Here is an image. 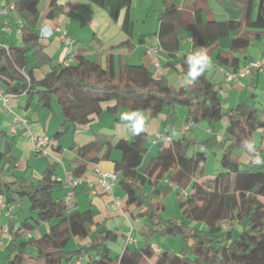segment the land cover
<instances>
[{"label":"trees","instance_id":"1","mask_svg":"<svg viewBox=\"0 0 264 264\" xmlns=\"http://www.w3.org/2000/svg\"><path fill=\"white\" fill-rule=\"evenodd\" d=\"M12 6L19 18L20 45L0 47V86L12 97H25L26 107L36 112L51 109L54 100L59 108L62 122L54 139H59L72 126L90 123L108 106L106 111L115 113L118 107L131 112H150L156 117L164 112L172 115L177 108L187 112L189 127L200 121L209 123L226 119L224 139H206L202 145L207 149L221 145L220 170L211 180L200 183L207 162V154L195 150L189 153L192 141L187 136L174 138L165 145L158 142L155 154H148V136L144 132L130 139H119L115 144L105 143L104 158L112 150L120 153L113 172L118 175L116 188L126 197V203L141 209L146 222L137 231L144 243L139 250L123 244V252L116 257L110 254L108 244L118 236L96 224L92 215L67 211L61 195L62 186L56 181L50 165L41 178L29 181L17 178L6 183L0 172V198L7 206L26 198L33 216L18 226L9 222L11 238L7 254L0 264H72L76 259L86 258L83 264H139L140 260L153 256L150 244L156 235L165 239H180L176 250L166 249L157 254L155 264H264V165H252L250 161L235 162V152L248 153L243 148L245 140L260 131L264 136L262 110L239 103L234 109L224 110L222 101L212 82L203 76L192 84V89H171L163 77H156L142 65H119L102 67L96 62L83 59L78 64L54 66L37 79L34 69L48 66L50 60L39 44L37 23L39 4L44 0H1ZM47 8L43 18L53 20L62 12L58 0H45ZM106 11L112 21H117L125 11L121 29L130 35L133 22L129 17L132 0H86ZM223 11L239 14L236 18L204 23L199 12L194 13L189 56L229 41V51L243 54L252 40L264 37V0H219ZM158 46L171 61L167 67L179 65L186 78L189 70L187 57L175 58L181 35V22L174 3H165L158 14ZM129 45V41H128ZM219 64H236L239 59H229L220 50L216 55ZM35 66L29 67L30 60ZM261 136V142L264 137ZM55 141V140H54ZM212 142H215L214 144ZM260 142V144H261ZM257 150L264 159L261 146ZM99 152L97 143L82 148L80 155ZM9 151L0 153V161ZM250 159L252 154L248 153ZM91 162L97 158L90 159ZM161 181L175 187L179 209L184 221L167 220L163 225L156 222L162 204L156 200L162 194ZM148 184V189H145ZM190 194L186 196V189ZM167 188V187H166ZM169 190L173 189L169 186ZM79 190V189H78ZM180 194L185 198H179ZM10 216V215H9ZM8 216V217H9ZM49 223L48 231L39 238L29 234L35 226ZM226 226L224 229L223 226ZM71 239L89 242L77 250L66 251ZM131 244V243H130Z\"/></svg>","mask_w":264,"mask_h":264},{"label":"crops","instance_id":"2","mask_svg":"<svg viewBox=\"0 0 264 264\" xmlns=\"http://www.w3.org/2000/svg\"><path fill=\"white\" fill-rule=\"evenodd\" d=\"M134 1L131 2L129 8V17L133 22V29L130 35H126L121 29V22L125 11H121L118 20L114 22L106 11L86 0H58V4L62 6L63 12L58 18L53 20L43 18L47 2L45 0L41 1L39 4L40 16L37 30L39 33L43 27L54 29L56 26H60L73 42L71 64H78L83 59H86L96 62L102 67L111 66L113 69H117L119 65L123 64L142 65L154 74L155 68L152 64V57L147 54V49L150 46H158V14L165 3H174L176 5L181 22L182 33L178 41V50L174 54L175 58L180 59L183 57L188 58L191 51V33L194 26L195 12H199L200 18L204 23L214 20L223 21L239 16L237 13L224 12L219 0ZM10 6L7 4L0 5V10H5L3 14L0 13V47L17 46L21 43L17 25L19 18L9 9ZM39 44L44 48V52L48 56L50 63L48 66L33 70V75L37 79L47 73L51 67L60 66L66 59L64 45L58 34L54 33L51 37L39 41ZM228 48L229 41L221 40L218 44L197 52L206 53L211 59L212 67L206 71V78L214 84L224 110L234 109L239 103L244 102L261 111L264 105V73H254L248 78L230 82L226 81L225 74L236 71L249 61L264 63V37L252 40L250 47L244 54L238 51L231 52ZM255 48L257 51H255ZM220 50L227 58H238L239 61L236 64H219L216 55ZM158 58L160 70L159 74L155 75L156 77L165 78L171 89H179L181 87L187 90L192 89V84L186 82V78L182 75L179 65H176L174 69L167 67L166 64L171 59L165 52L161 51ZM34 66V61L31 59L27 68ZM0 88L3 90L1 86ZM112 105V103L104 105L102 113L90 123L72 126L68 132L62 135L63 137L54 139L55 141L51 142L52 146L50 147L51 155L45 158L33 151V138L42 135L53 138L60 131L62 117L56 103H51V109H43L36 112L32 106L26 107L25 97H10L7 102V107L10 110L8 112L0 100V153L6 150L9 151V154L4 156L0 161V172L3 180L6 183H13L17 178L36 181L41 178L44 171L50 165H55L53 173L56 178L62 177L65 172L94 178V169L97 167L103 171L112 172L115 162L120 160V153L112 150L108 158H104L103 155L106 152L105 143L109 142L113 145L119 139L128 140L134 135L127 126V122L121 119L123 115L128 114L126 109L118 107L115 113L107 112L106 108ZM140 113L145 118L141 132L146 133L148 136L149 143L146 146L149 155H152L151 151L155 152L158 142H164L165 145L169 144V142L165 141V138L172 140L187 136L192 141V145L195 144L194 138L196 136L191 131V128L194 126L184 130V127L188 125L186 123L188 116L185 109L177 108L173 111L172 115L164 112L156 117L152 116L150 112L143 111ZM14 115L24 117L27 121V127H21L15 134H12L9 132V126L12 123ZM261 115L262 119H264V111ZM218 123L219 125L209 124L208 129H202L201 131L205 135H209L207 139H215L221 143L224 139V129L227 121L224 118ZM258 132L256 131L253 134H258ZM92 142L97 143L99 152L95 153L94 150L85 156L80 155V150ZM203 142L201 141V144L197 145L198 149L194 148L193 151L199 150L205 152L207 148L202 145ZM212 143L214 144L215 142ZM216 147L221 150V145ZM94 158H97V161L91 162L90 159ZM233 160L247 164L250 161V156L248 153L235 152ZM202 174L204 175V170H202ZM211 178L213 176H203L201 180ZM163 184L169 188V185L165 181ZM171 190L176 191V189ZM63 193L62 189L61 195ZM114 194L121 199V211H112L110 198L107 195L103 193H99L96 196L91 195L82 186L75 194L73 210L92 215L96 224L116 234L118 239L114 243H117L120 247L121 253L123 252L121 239L131 228L133 242L129 244L128 248L139 250L144 241L139 236L137 237L135 233L146 222V217L141 209L126 203V197L119 189L116 188ZM23 206L21 201H17L9 214L10 216L8 215L9 217L6 215L5 210H0V263H2L7 254L6 247L11 238V233L7 228L9 222L11 221L15 226H18L26 218L33 216L29 209L27 213H21V207L24 209ZM20 214L25 216L24 219L21 220L19 218ZM3 218L5 219L4 221H2ZM48 229L49 223H41L35 226L29 235L33 238H39ZM5 240H7V243H5ZM164 241L170 247L163 248L154 241L151 244L156 245L160 249V252L166 249L173 250L177 246L170 244V239H165ZM70 242L72 246L68 249L67 246ZM88 242L89 239L84 241L71 239L66 246V251L77 250ZM109 249L111 254V248L109 247ZM152 253L153 256L151 258L143 257L139 264H155L157 254L153 251ZM81 261H86V258H83Z\"/></svg>","mask_w":264,"mask_h":264},{"label":"built area","instance_id":"3","mask_svg":"<svg viewBox=\"0 0 264 264\" xmlns=\"http://www.w3.org/2000/svg\"><path fill=\"white\" fill-rule=\"evenodd\" d=\"M9 9L11 10L12 6H10ZM4 12H5L4 9L0 10L1 14H3ZM17 25H18V32L20 33V27H21L20 20H17ZM44 32H47L48 35L47 36L43 35ZM54 33L59 35L64 45L66 59L62 62V65L68 66L69 64H71L73 58V42L60 26H56L54 29H51L49 27H43L38 34L39 41L51 37ZM161 51L162 50L160 49L159 46H150L147 49V54L152 57V64L155 68L154 75L159 74L160 62L158 55L160 54ZM254 73H264V63H261L259 61H249L244 66L237 69L236 71L226 73L225 79L227 82L237 81L240 79L248 78ZM10 97L12 96L6 94L0 88V100L2 101L3 106L6 107L8 112H10V110L7 107V102ZM189 125L190 124L184 127V130H187ZM21 127L23 128L27 127L26 119L22 116L14 115L12 123L9 126V132L15 134L17 130ZM165 141L169 142L170 139L165 138ZM51 142L52 140L47 135L35 137L33 138V151L45 158L50 157L51 155L50 147L52 146ZM250 163L252 165H255L253 158L250 159ZM56 181L59 182L62 186L64 192L63 203L67 211L72 210L74 206L75 194L77 190L82 186L86 188L91 195L96 196L99 193H103L107 195L110 198V207L112 211L122 210L121 199L115 196L114 194L117 186L118 175L113 171L106 172L97 167L94 169V178L85 177L83 175L68 174L65 172L62 177H57ZM169 186L173 189L175 188L172 187V185ZM13 208L14 206H7L5 202L2 200V198H0V210H5L7 216L11 213ZM223 228L225 229L226 226L224 225ZM122 241L125 245L133 242V234L131 228L125 233ZM150 248L155 254L160 253V249L156 245L151 244ZM72 264H83V263L81 259H76L75 261H73Z\"/></svg>","mask_w":264,"mask_h":264},{"label":"rangeland","instance_id":"4","mask_svg":"<svg viewBox=\"0 0 264 264\" xmlns=\"http://www.w3.org/2000/svg\"><path fill=\"white\" fill-rule=\"evenodd\" d=\"M133 1L134 0H132V2ZM5 4L6 3L4 1L0 0L1 6L5 5ZM134 4H135V1H134ZM139 7H140V5H139ZM254 44H255V41H254ZM255 51H257L256 48H255ZM52 102L55 104L54 100ZM209 124L219 125L218 122L209 123L208 121L204 120V121L198 122L196 125H194L193 128H191V131L195 133L196 138H194L195 144H193V145L191 144V146L189 148L190 154L192 153L194 148L198 149L197 145L201 144V141L203 142L209 137V135H205L201 131L202 129L203 130L208 129ZM261 136H263V133L259 131L258 134H254L252 136V139L256 142V144L258 146H261L262 149L264 150V139L261 142V139H260ZM260 142H261V144H260ZM148 143H147V145H148ZM211 149H214V148H211ZM150 153L152 155L155 154L154 151H151ZM205 153L207 154V162L203 166L204 175L201 174L200 177H198V181L200 183L205 182L207 180H211V179H203V181H202L201 179L203 178V176L211 177L220 170V168H219V158L221 156L220 148L216 147L214 150L206 149ZM118 156H119V154H118ZM159 186L162 187V194L158 198H156V200L162 204L163 208L159 211L156 222H159L163 225L164 223H166L167 220H172L175 222L184 221V217L182 216L181 211L179 209V204H178L177 194H176L177 191H174V190L172 191V190L167 189L166 186L163 184V181H161L159 183ZM145 189H148V184H145ZM190 191H191V188L188 187L186 189V196L190 194ZM186 196L183 194H180L178 197L179 198H185ZM261 200L264 202V199H261ZM20 201L24 205L23 206L24 209H22V207H21V213H27V211L29 209V204H28L27 199L23 198ZM17 210H20V209H17ZM81 213H84V212H81ZM263 214H264V212H262V215ZM24 217H25L24 215L20 214L19 218L22 220V219H24ZM4 220L5 219L3 218L2 221H4ZM135 235H137V237L138 236L140 237L138 232H136ZM169 239L171 240L170 244L177 245V246H175L176 248L173 249V250H176L177 247H179V245H180V239H178V238L177 239L169 238ZM164 240H165V237H160V235H156L153 241L155 243H157L159 246L161 245V247H163V248L170 247V245L165 244L167 242ZM5 241H6L5 243H7V240H5ZM71 246H72V243L70 242L69 245L67 246V248L70 249ZM109 247L111 248V254L113 256H118L121 253L120 247L117 245V243L111 242L109 244Z\"/></svg>","mask_w":264,"mask_h":264},{"label":"clouds","instance_id":"5","mask_svg":"<svg viewBox=\"0 0 264 264\" xmlns=\"http://www.w3.org/2000/svg\"><path fill=\"white\" fill-rule=\"evenodd\" d=\"M43 35L47 36L48 33L44 32ZM187 63L189 70L187 72L186 82L189 84L195 83L199 77L203 76L207 70L212 67L210 57L203 52L195 53L188 57ZM122 120L127 122V126L134 134H139L143 130L144 116L140 112H131L121 117ZM243 148L253 156L256 165H264V159L258 153L256 142L254 140H245Z\"/></svg>","mask_w":264,"mask_h":264}]
</instances>
